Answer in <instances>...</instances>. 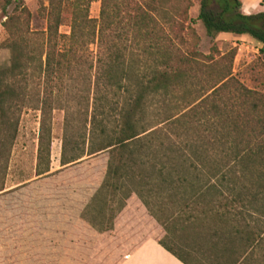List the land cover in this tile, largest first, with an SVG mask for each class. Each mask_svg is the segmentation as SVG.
Wrapping results in <instances>:
<instances>
[{"label": "trees", "instance_id": "obj_1", "mask_svg": "<svg viewBox=\"0 0 264 264\" xmlns=\"http://www.w3.org/2000/svg\"><path fill=\"white\" fill-rule=\"evenodd\" d=\"M42 2L47 30L38 34L25 5L0 0L8 36L0 50L11 54L0 66V130L30 77L86 104L84 148L64 140L61 166L109 156L104 182L82 216L105 233L89 264H122L148 239L173 252L165 239L175 240L176 229L187 241L198 239L212 264H264V102L233 78L235 53L222 56L214 47L204 55L179 45L185 32L197 35L200 22L211 40L247 35L264 46V12L243 13L241 0H200L198 17L190 19L192 0H102L99 19H92V0ZM66 20L69 35L60 33ZM132 32L152 64L141 56L138 62L126 45ZM42 151L41 136L39 160ZM155 209L159 225L151 220ZM104 216L105 227L94 223ZM138 235H145L138 245L114 258L113 250Z\"/></svg>", "mask_w": 264, "mask_h": 264}, {"label": "rangeland", "instance_id": "obj_2", "mask_svg": "<svg viewBox=\"0 0 264 264\" xmlns=\"http://www.w3.org/2000/svg\"><path fill=\"white\" fill-rule=\"evenodd\" d=\"M252 1L256 4L257 10L263 8L264 0H247V2ZM19 2L25 5L31 13L30 30L38 34L45 32L47 21L43 16V7L48 6V3L42 2V0H19ZM192 2L193 6L189 11V17L190 19H196L200 11V0H192ZM101 3L102 0H92L89 7V15L92 19H99ZM16 6L17 4H13L10 7L9 14L13 13ZM164 9L171 13L169 6H165ZM5 20L0 11V45L8 37L3 28ZM160 22L164 24L166 36L174 38L175 35L171 33L170 27L165 24L166 21L161 19ZM193 28L197 35L193 36L191 32H185L183 43L177 41L180 48L186 52L197 51L204 55H209L214 47L218 49L222 56L235 53L232 65L233 78L253 93V96L257 99L256 102H264V46L247 35L221 34L215 40H211L200 22H197ZM60 33L63 35L70 34L68 20L60 28ZM126 45L129 49L132 48L137 61V56H141L140 59L144 62L148 60L149 64L153 63L142 56L145 44L135 40L133 32L130 34V39ZM89 53L91 54L90 60L92 57H96V45L90 47ZM10 59L9 50L1 49L0 66H8ZM143 63H139L138 66H145V63ZM21 85L26 87L23 97L16 102V107L9 113L10 124L0 130V192H4L7 187L20 185L23 182L30 183V186L34 183L38 184L40 188L56 189L60 192L63 190L68 193L69 191L75 192L78 200L79 218L77 225L73 228L72 236L76 235L78 264H89L101 236H104L105 241V233H99L82 216L104 182L109 156L105 153L95 157L84 156L74 163L61 166L64 140L68 143L71 141L77 142L80 149L84 148L82 134L85 130L86 104L79 102L74 94L64 93L60 95L56 83L46 84L44 80L40 81L37 78L30 77L27 81H23ZM67 86L68 89L72 88V83L68 82ZM229 94L231 95L230 92H226V95ZM90 114L91 110L89 111V119ZM41 136L43 151L39 160L38 152ZM49 145L50 151H48ZM88 146L87 142L85 149H88ZM67 154L68 156L75 154L71 151L70 146H68ZM38 169H49L50 171L38 176ZM251 188L255 190V188ZM100 199L105 207V192ZM152 214L151 220L159 225V216L156 209ZM96 216L97 209L89 214V219L92 221V219H96ZM168 216H170V212ZM94 223H103L105 227V216L100 220L97 219ZM168 226L170 225L168 224ZM177 230L174 238L176 242L187 244V238L183 236V232ZM144 236L138 235L123 243L119 249L113 250L114 258L122 257L128 250L141 242ZM165 241H168V239H165ZM170 244L174 246V243ZM108 251V249L105 251V247L104 250H101L104 255ZM108 264L114 263L110 262Z\"/></svg>", "mask_w": 264, "mask_h": 264}, {"label": "crops", "instance_id": "obj_3", "mask_svg": "<svg viewBox=\"0 0 264 264\" xmlns=\"http://www.w3.org/2000/svg\"><path fill=\"white\" fill-rule=\"evenodd\" d=\"M241 1L247 15L264 12V6L257 10L253 1ZM29 184L23 182L0 192V264H78L76 235L72 236L79 218L77 195ZM165 242L173 252L148 239L122 264L213 262L198 239L187 244Z\"/></svg>", "mask_w": 264, "mask_h": 264}]
</instances>
